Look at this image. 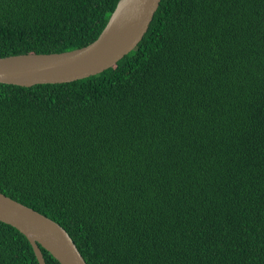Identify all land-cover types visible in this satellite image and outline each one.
Instances as JSON below:
<instances>
[{
	"label": "trees",
	"instance_id": "16d2710c",
	"mask_svg": "<svg viewBox=\"0 0 264 264\" xmlns=\"http://www.w3.org/2000/svg\"><path fill=\"white\" fill-rule=\"evenodd\" d=\"M117 1L0 0V57L84 46ZM0 192L87 264H264V0H160L104 71L0 83ZM0 264H39L1 221Z\"/></svg>",
	"mask_w": 264,
	"mask_h": 264
},
{
	"label": "water",
	"instance_id": "95a60500",
	"mask_svg": "<svg viewBox=\"0 0 264 264\" xmlns=\"http://www.w3.org/2000/svg\"><path fill=\"white\" fill-rule=\"evenodd\" d=\"M160 0H118L98 36L62 52L0 57V83L32 86L66 83L98 74L133 50L143 38ZM0 221L29 240L39 264L41 247L60 264H87L68 232L56 221L0 192Z\"/></svg>",
	"mask_w": 264,
	"mask_h": 264
}]
</instances>
